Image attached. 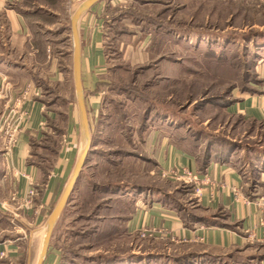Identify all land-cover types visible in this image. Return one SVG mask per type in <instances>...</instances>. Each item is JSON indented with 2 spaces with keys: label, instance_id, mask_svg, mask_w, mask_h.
I'll return each instance as SVG.
<instances>
[{
  "label": "rangeland",
  "instance_id": "1",
  "mask_svg": "<svg viewBox=\"0 0 264 264\" xmlns=\"http://www.w3.org/2000/svg\"><path fill=\"white\" fill-rule=\"evenodd\" d=\"M106 6L103 106L91 110L84 96L90 144L76 95L73 38L52 45L70 54L66 81L46 97L60 121L33 147L32 159L41 172L51 170L65 113L74 110L79 127L74 169L86 147L88 155L49 247L58 250L60 264H177L179 244L126 232L115 215L126 216L137 195L157 188L184 199L191 192L190 183L163 177L146 158L141 139L150 130L188 129L228 140L244 152L243 164L264 158V123L227 109L236 94L257 85L255 66L264 61V0H108ZM3 109L0 104V116ZM2 135L0 130V239L22 236L24 242L30 235L21 219L26 210L4 177Z\"/></svg>",
  "mask_w": 264,
  "mask_h": 264
},
{
  "label": "crops",
  "instance_id": "2",
  "mask_svg": "<svg viewBox=\"0 0 264 264\" xmlns=\"http://www.w3.org/2000/svg\"><path fill=\"white\" fill-rule=\"evenodd\" d=\"M86 1L0 0V46L6 47L0 51V86L7 83L12 95L19 94L27 84L40 91L24 104L28 120L4 168L7 184L14 186L13 191L21 199L31 180L37 189L32 208L21 218L30 235L24 242L22 236L0 239V254H5L0 257V264L37 263L36 256L38 259L47 236L44 229L48 213L74 171L79 138L75 110L65 113L64 133L40 191L42 172L32 157L34 144L45 137L51 122L60 121L58 108L51 107L46 97L48 90L66 81L68 67L64 62L70 54L67 49L62 51L52 45L73 38L75 51L72 18ZM106 4L107 0H96L76 23L84 96L88 108L97 111L105 97L104 90L99 88L103 82L100 75L108 67L104 37ZM60 34L63 38L59 41L50 38ZM255 71L259 81L253 91H240L227 109L247 121L264 123L263 60ZM141 145L158 173L187 168L203 181L191 184L187 199L163 188L137 195L126 216L115 215L122 219V229L138 234L154 229L152 236L179 244V262L169 257L177 264H264L263 157L243 164L242 150L180 128L150 130L146 137L142 136ZM41 264H60L58 250L49 247Z\"/></svg>",
  "mask_w": 264,
  "mask_h": 264
},
{
  "label": "built area",
  "instance_id": "3",
  "mask_svg": "<svg viewBox=\"0 0 264 264\" xmlns=\"http://www.w3.org/2000/svg\"><path fill=\"white\" fill-rule=\"evenodd\" d=\"M40 91L33 88L31 84H27L19 94L12 95L11 89L7 83L0 86V104L3 105V112L0 116V130L4 139L5 159L13 152L19 138L25 128L28 118V112L24 107L26 101L33 95H38ZM163 177L174 178L190 184H200L203 180L199 174L190 171L187 168H171L162 170ZM30 188L22 198V204L26 211L32 208L34 196L37 194V189L34 182L30 181ZM155 233L154 229H144L140 232L143 236H151ZM5 254H0L3 257Z\"/></svg>",
  "mask_w": 264,
  "mask_h": 264
},
{
  "label": "water",
  "instance_id": "4",
  "mask_svg": "<svg viewBox=\"0 0 264 264\" xmlns=\"http://www.w3.org/2000/svg\"><path fill=\"white\" fill-rule=\"evenodd\" d=\"M96 0H88L86 1L80 8L76 11L72 18V29L74 33L75 39V51H74V78H75V87H76V95L78 98L79 106L82 113V124L84 128V136L86 137L87 144H90V129H89V121L86 113L85 108V99H84V91L82 87V81H81V70H80V49H79V42H78V36L76 31V23L80 17V14L86 10L93 2ZM88 155V148L86 147L82 156L79 158L78 163L75 167V171L72 174V177L70 178L67 187L65 188L64 192L62 193L57 205L53 209L50 219H48L47 227H48V236H46V239H44L43 247L41 251V256L38 264H41L44 260V257L46 256L51 238L53 236V231L55 228V225L61 216L66 204L68 203L69 197L71 193L73 192V189L75 187V184L77 180L80 178L82 169L86 160V156Z\"/></svg>",
  "mask_w": 264,
  "mask_h": 264
},
{
  "label": "trees",
  "instance_id": "5",
  "mask_svg": "<svg viewBox=\"0 0 264 264\" xmlns=\"http://www.w3.org/2000/svg\"><path fill=\"white\" fill-rule=\"evenodd\" d=\"M108 1V0H107ZM105 15H106V13H105ZM104 37H105V39H106V36H105V32H104ZM107 40V39H106ZM105 40V41H106ZM106 48V47H105ZM259 81V80H258ZM102 83L103 82H101L100 84H99V88H100V90H103L104 88L102 87ZM255 87V86H254ZM254 87H250V88H245V89H243L242 91H253V88ZM56 124L55 123H53V122H51V124H50V128H52V126H55ZM62 133H64V129L62 130ZM47 134V133H46ZM45 134V135H46ZM197 135V134H196ZM198 135H199V133H198ZM206 136H208V135H206ZM208 137H210L212 140H215V141H220V142H228L229 143V145L232 147V148H234L233 147V145H232V143L233 142H230V141H228V140H220L219 138H214V137H211V136H208ZM34 146H36V143L34 144ZM49 172H50V170H48L47 172H42V175H43V178H42V181H41V184H42V187H43V185L46 183V181H47V178H48V175H49ZM81 177V176H80ZM80 179V178H79ZM78 179V180H79ZM78 182V181H77ZM39 186V185H38ZM76 188V185H75V187H74V189ZM109 187H107L106 189H108ZM74 189H73V191H74ZM38 190L40 191L41 190V188L40 187H38ZM64 211V210H63ZM60 218V217H59ZM57 224V223H56ZM56 226V225H55ZM123 264H127V262H125V263H123Z\"/></svg>",
  "mask_w": 264,
  "mask_h": 264
},
{
  "label": "bare ground",
  "instance_id": "6",
  "mask_svg": "<svg viewBox=\"0 0 264 264\" xmlns=\"http://www.w3.org/2000/svg\"><path fill=\"white\" fill-rule=\"evenodd\" d=\"M47 234H48V229H47ZM47 234H46V235H47ZM47 236H48V235H47ZM45 239H46V237H45Z\"/></svg>",
  "mask_w": 264,
  "mask_h": 264
}]
</instances>
